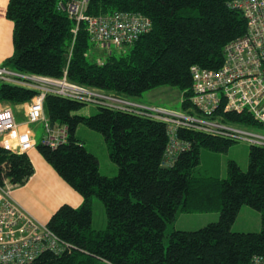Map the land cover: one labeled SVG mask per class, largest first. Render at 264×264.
Masks as SVG:
<instances>
[{
	"label": "trees",
	"instance_id": "16d2710c",
	"mask_svg": "<svg viewBox=\"0 0 264 264\" xmlns=\"http://www.w3.org/2000/svg\"><path fill=\"white\" fill-rule=\"evenodd\" d=\"M59 1L69 0L8 1L5 16L13 23V53L4 66L51 78L65 72L70 82L132 101L158 87H175L182 93L181 111L191 105V68L219 69L224 46L246 33L244 15L230 7L232 0H88L86 15L126 12L151 23L136 42L98 65L86 24L59 10ZM34 94L0 82V103L14 111ZM84 105L45 97L47 119L67 126L68 138L55 150L40 143L36 149L83 200L77 208L62 205L46 224L71 248L59 254L44 251L30 264H250L264 256L263 147H249L246 171L229 161L226 178H204L196 174L201 149L226 152L237 141L179 129L178 139L190 149L167 160L162 121L104 107L92 116L78 115ZM221 115L237 124L261 126L246 113ZM79 125L103 136L108 157L118 167L116 176L99 172L97 157L75 135ZM33 172L26 154L0 149V175L22 186ZM94 197L104 206V230L92 228ZM243 206L260 214L259 232H232ZM179 211L217 212L219 219L196 231L166 235Z\"/></svg>",
	"mask_w": 264,
	"mask_h": 264
},
{
	"label": "built area",
	"instance_id": "2783aa9c",
	"mask_svg": "<svg viewBox=\"0 0 264 264\" xmlns=\"http://www.w3.org/2000/svg\"><path fill=\"white\" fill-rule=\"evenodd\" d=\"M87 1H59L57 8L77 24L84 22L90 42L99 50L109 52L111 48L131 45L150 30V20L141 14L86 15ZM230 7L243 13L246 33L224 46L219 69L191 68V105L185 111L145 106L115 94L92 90L70 82L65 72L61 78H51L18 73L0 65V82L35 92L25 104L23 124L17 122L10 107L0 106V149L23 155L36 148L35 134L27 125L37 122L44 129L40 144L55 150L66 143L67 126H54L44 113L47 95L162 121L167 127V160L190 149L188 142L178 139L179 129L264 148V135L247 129L249 126L227 121L221 115L246 113L264 126V0H232ZM16 187L18 185L11 181H0V264H30L44 251L59 254L70 249L68 243L14 201L12 193ZM250 264H264V256L254 257Z\"/></svg>",
	"mask_w": 264,
	"mask_h": 264
},
{
	"label": "rangeland",
	"instance_id": "374dc122",
	"mask_svg": "<svg viewBox=\"0 0 264 264\" xmlns=\"http://www.w3.org/2000/svg\"><path fill=\"white\" fill-rule=\"evenodd\" d=\"M122 48H111L109 52H106L99 50L94 46L92 53H94L96 63L98 60H100V62L97 64L102 65L107 56L116 53V51L121 50ZM181 96L182 93L177 88L162 86L145 92L140 97L134 98V101L147 106L161 107L169 110L180 111ZM1 105L3 104L0 103V106ZM97 112L98 106L94 104H85L79 109V111H77V114L82 116H92ZM15 117L17 120L23 121L25 123V117L22 113L18 112ZM27 127L34 132L36 142L40 143L44 135L43 125L37 122L29 124L27 125ZM247 129L255 133L264 135V126H249ZM75 135L84 144L85 149L88 152L92 153L95 157H97L99 163V172L102 175H105L107 177H114L117 175L118 167L116 164L110 161L106 143L100 133L89 129L84 125H79L76 129ZM249 147L250 145L248 143L238 141L230 145L226 152H215L207 149H201L200 163L196 174L209 179H224L227 177V166L229 161H235L242 171H246L248 166ZM3 179L10 181L4 174H1L0 181H3ZM92 213V228L95 230H104L106 227L105 210L101 201H99L96 197L92 199ZM218 219L219 214L217 212L205 214H185L179 211L177 213L175 222L171 225H168L166 229V235L171 233L173 230L196 231L203 228L209 223L218 221ZM261 227L260 214L247 206H243L240 209V212L236 220L234 221L231 230L232 232L257 233L261 230ZM165 244H167V238L165 239Z\"/></svg>",
	"mask_w": 264,
	"mask_h": 264
},
{
	"label": "crops",
	"instance_id": "0c3cea01",
	"mask_svg": "<svg viewBox=\"0 0 264 264\" xmlns=\"http://www.w3.org/2000/svg\"><path fill=\"white\" fill-rule=\"evenodd\" d=\"M8 1L0 0V65H3L13 53V23L5 16ZM25 110L23 105L13 111L15 116L20 112L25 117ZM26 155L34 172L24 185L14 189L12 197L27 213L46 225L60 206L68 205L77 208L81 205L82 197L56 174L36 148L29 150Z\"/></svg>",
	"mask_w": 264,
	"mask_h": 264
}]
</instances>
